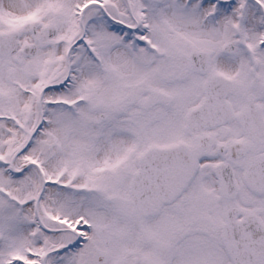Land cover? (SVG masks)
<instances>
[{"label":"snow or ice","instance_id":"snow-or-ice-1","mask_svg":"<svg viewBox=\"0 0 264 264\" xmlns=\"http://www.w3.org/2000/svg\"><path fill=\"white\" fill-rule=\"evenodd\" d=\"M0 264H264V0H0Z\"/></svg>","mask_w":264,"mask_h":264}]
</instances>
